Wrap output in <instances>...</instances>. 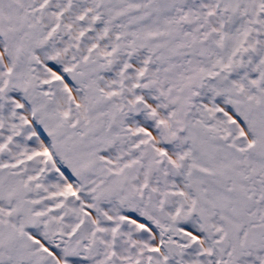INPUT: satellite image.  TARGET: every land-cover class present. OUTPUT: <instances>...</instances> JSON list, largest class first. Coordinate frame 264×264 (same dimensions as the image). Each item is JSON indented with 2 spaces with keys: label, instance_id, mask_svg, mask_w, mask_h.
Listing matches in <instances>:
<instances>
[{
  "label": "snow or ice",
  "instance_id": "obj_1",
  "mask_svg": "<svg viewBox=\"0 0 264 264\" xmlns=\"http://www.w3.org/2000/svg\"><path fill=\"white\" fill-rule=\"evenodd\" d=\"M0 264H264V0H0Z\"/></svg>",
  "mask_w": 264,
  "mask_h": 264
}]
</instances>
